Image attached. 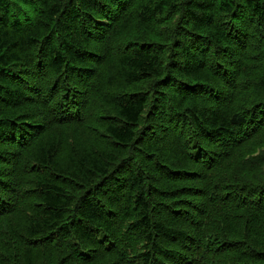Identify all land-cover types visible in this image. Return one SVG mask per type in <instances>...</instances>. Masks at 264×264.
Masks as SVG:
<instances>
[{"label":"trees","instance_id":"trees-1","mask_svg":"<svg viewBox=\"0 0 264 264\" xmlns=\"http://www.w3.org/2000/svg\"><path fill=\"white\" fill-rule=\"evenodd\" d=\"M0 264H264V0H0Z\"/></svg>","mask_w":264,"mask_h":264}]
</instances>
